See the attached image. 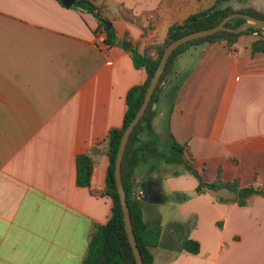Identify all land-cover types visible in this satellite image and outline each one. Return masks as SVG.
Returning a JSON list of instances; mask_svg holds the SVG:
<instances>
[{"label": "crops", "instance_id": "crops-1", "mask_svg": "<svg viewBox=\"0 0 264 264\" xmlns=\"http://www.w3.org/2000/svg\"><path fill=\"white\" fill-rule=\"evenodd\" d=\"M93 1L112 42L92 12L0 0V264H80L93 223L111 213L110 196L91 192L105 187L106 135L122 123L127 90L146 76L129 48L161 42L170 24L214 0ZM238 1L230 3L264 10V0ZM255 37L189 45L173 63V75L184 74L175 99L165 89L156 103L157 148L168 150L171 133L206 181L220 169L239 186H264V50L251 52ZM84 151L94 158L88 186L76 182ZM145 179L153 202L141 193ZM196 185L182 165L151 153L135 166L143 217L162 226L152 264H264V195L239 205ZM184 236L199 241L197 253L178 250Z\"/></svg>", "mask_w": 264, "mask_h": 264}, {"label": "trees", "instance_id": "trees-1", "mask_svg": "<svg viewBox=\"0 0 264 264\" xmlns=\"http://www.w3.org/2000/svg\"><path fill=\"white\" fill-rule=\"evenodd\" d=\"M61 3L62 1L59 0ZM70 7L78 10L92 12L104 26L106 32V41L112 42L115 38V32L112 26L106 28L104 21L107 20L100 13V6L93 0H74ZM241 11L247 12L253 16L264 18V10L251 5L242 7H233L230 0H214L207 7L201 8L179 22H173L167 27L165 37L161 42L148 44L143 52H138L130 47V53L136 67L144 69L146 76L140 83L132 85L126 92V109L120 126L111 127L106 135L108 166L105 177V187L101 191L92 193L106 194L112 199L111 213L104 223L94 222L87 242L86 252L82 257L80 264H135L134 254L128 241L124 227L123 211L119 201L117 188L114 178V159L121 134L133 118L139 108L145 89L150 78L158 64L164 47L174 38L201 28H206L217 24L227 14ZM244 21L240 15L233 16L226 21V25L236 27ZM256 32V37L250 43L252 53L264 50V30L252 26L246 27L242 31H232L220 29L213 33L189 39L178 45L168 56L160 77L151 93L150 100L138 122L131 130L126 141L121 163L120 174L123 183L125 197L129 208V214L134 232L136 244L140 251L143 264H152V247L159 243L162 226L160 221L149 224L143 217V197L136 194L132 189V178L135 166L145 159L146 153L162 158L165 162L182 165L186 170L192 173L197 179L196 191L216 189L222 185H227L236 192L232 201L239 205H246L250 202L253 194H261L264 186H239V179L224 180L221 177L220 169L217 170L214 179L206 181L203 179L200 171L195 167L191 158L186 153L185 145L177 141L169 133V147L167 151H160L156 145V133L153 130L152 120L157 113L156 103L160 100L165 89L168 90V97L173 101L176 97L179 84L183 80L184 74L173 75V63L176 56L193 43L214 42L224 40L228 45L233 44L242 33ZM167 86V87H166ZM148 135V140L143 141L144 135ZM94 158L91 152L84 151L76 155V182L82 186H88L92 172ZM218 199L222 200L218 197ZM169 226L173 230H181L183 223L172 221ZM184 249L192 253H197L200 249V243L197 239L184 236L181 239L178 250Z\"/></svg>", "mask_w": 264, "mask_h": 264}, {"label": "water", "instance_id": "water-1", "mask_svg": "<svg viewBox=\"0 0 264 264\" xmlns=\"http://www.w3.org/2000/svg\"><path fill=\"white\" fill-rule=\"evenodd\" d=\"M62 3L66 6H70L74 0H61ZM236 15H240L244 18V21H242L240 24H238L236 27H230L227 26L225 23L226 21ZM104 24L106 28L108 29L110 27V22L108 20L104 21ZM252 26L255 28H261L264 30V18L262 17H257L253 16L247 12H241V11H234L229 14H227L222 20H220L217 24L206 27V28H201V29H196L187 33H184L174 39H172L163 49L160 59L158 61V64L150 78V81L145 89L143 100L137 109L136 113L134 114L133 118L129 121V123L126 125L124 128L120 140H119V145L117 148L116 156L114 159V178H115V185L117 188L118 196H119V201L121 204V208L123 211V220H124V227L126 230L127 238L128 241L131 245L134 258H135V264H143L142 257L140 254V251L138 249V246L136 244L134 232L132 229V224H131V219H130V214H129V208L127 205L126 197H125V191L123 187V183L121 180V174H120V163L124 151V147L126 144V141L128 139V136L133 129L134 125L138 122L139 118L143 114L146 106L148 105V102L151 97V93L160 77V74L165 66V63L168 59L169 54L181 43L193 39L196 37L204 36L210 33H213L217 30L220 29H228L232 30L235 32L242 31L246 27ZM130 45L129 42H123V46L127 48ZM148 181L149 179H145L140 183V189L141 193L144 196V200L146 202H153L156 200L154 197V191L148 188ZM216 196H218L221 199H233L236 196V192L232 189H230L229 186L227 185H222L218 187L215 191ZM262 194L264 195V188L262 189Z\"/></svg>", "mask_w": 264, "mask_h": 264}, {"label": "built area", "instance_id": "built-area-1", "mask_svg": "<svg viewBox=\"0 0 264 264\" xmlns=\"http://www.w3.org/2000/svg\"><path fill=\"white\" fill-rule=\"evenodd\" d=\"M96 42H97L98 44H103V45L106 44L105 41H104V38L102 37V35H98V37H97V39H96Z\"/></svg>", "mask_w": 264, "mask_h": 264}, {"label": "rangeland", "instance_id": "rangeland-1", "mask_svg": "<svg viewBox=\"0 0 264 264\" xmlns=\"http://www.w3.org/2000/svg\"><path fill=\"white\" fill-rule=\"evenodd\" d=\"M237 2H239L238 0H236Z\"/></svg>", "mask_w": 264, "mask_h": 264}]
</instances>
